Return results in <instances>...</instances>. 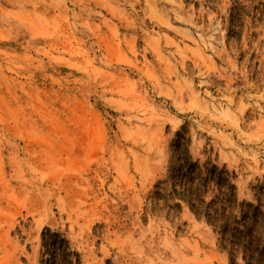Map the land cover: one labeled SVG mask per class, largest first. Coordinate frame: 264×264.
I'll use <instances>...</instances> for the list:
<instances>
[{"label": "rangeland", "instance_id": "obj_1", "mask_svg": "<svg viewBox=\"0 0 264 264\" xmlns=\"http://www.w3.org/2000/svg\"><path fill=\"white\" fill-rule=\"evenodd\" d=\"M182 129L264 207V0H0V264H246L167 198Z\"/></svg>", "mask_w": 264, "mask_h": 264}, {"label": "trees", "instance_id": "obj_2", "mask_svg": "<svg viewBox=\"0 0 264 264\" xmlns=\"http://www.w3.org/2000/svg\"><path fill=\"white\" fill-rule=\"evenodd\" d=\"M185 136L183 129L177 134L172 156L179 162L175 173L180 179V190L174 187L168 200L178 201L177 207L187 205L197 219L220 234L232 259L243 252L246 264H264L257 258L264 243V207L260 199L257 206L239 203L234 174L211 160H193ZM46 255L48 259L41 264H80L79 256L70 252L64 242L61 246L51 244Z\"/></svg>", "mask_w": 264, "mask_h": 264}, {"label": "crops", "instance_id": "obj_3", "mask_svg": "<svg viewBox=\"0 0 264 264\" xmlns=\"http://www.w3.org/2000/svg\"><path fill=\"white\" fill-rule=\"evenodd\" d=\"M165 18V17H164Z\"/></svg>", "mask_w": 264, "mask_h": 264}]
</instances>
